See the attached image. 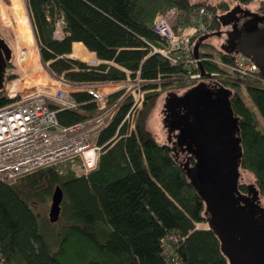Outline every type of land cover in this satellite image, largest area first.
I'll return each mask as SVG.
<instances>
[{
	"label": "trees",
	"instance_id": "trees-1",
	"mask_svg": "<svg viewBox=\"0 0 264 264\" xmlns=\"http://www.w3.org/2000/svg\"><path fill=\"white\" fill-rule=\"evenodd\" d=\"M233 1L242 10V6L254 0ZM27 2L42 63L54 77L71 82H119L126 78V71H140L142 79L156 83L182 79L187 74L183 65L173 67L151 49L162 46V40L152 29L154 19L159 12L170 9L188 14L206 7L214 12L209 33L193 40V49L199 47V56L203 55L204 47L215 51L206 55L222 59L242 55L240 48L233 51L225 44L215 46L207 41L222 34L223 21L232 12L227 1L217 5L193 0ZM261 3L260 13L264 14V1ZM62 18L65 38L59 41L54 32ZM74 43H82L76 45L94 53L102 64L92 67L68 58ZM208 70L216 68L209 64ZM257 77L249 81L246 92L239 85L207 87L216 93L232 94L230 104L243 152L240 171L252 175L251 185L256 186L264 211V88L258 86L264 80L261 69ZM14 78L7 75L5 86ZM156 83L146 88L156 90L159 86ZM172 85L185 87V83L177 80L176 84H163V92L149 93L136 129L129 135L126 127L118 133L129 105L122 108L101 135L99 144L105 145L117 133L118 136L105 147L99 169L87 178L60 175L54 169L41 170L27 178L28 186L33 189L39 184V177L48 175L64 192L59 219L62 231L55 248L40 232L39 215L20 194L26 180L13 186L0 182V255L4 264H165L160 241L173 231L187 237L179 250L184 264H229L219 235L212 230H196L197 224L214 219L213 212L207 211L209 196L197 176L201 150L194 118L196 90L174 92L167 89L174 88ZM8 94L6 91L0 108L10 102ZM74 97L79 102L90 100L85 93ZM160 100L165 143L159 142L149 127L150 116ZM51 107L58 106L51 104ZM92 109L90 105L78 111L60 112L57 118L62 126L73 125L86 117V110ZM245 181L238 185L239 196L247 199L246 205L256 213L255 219L261 221L257 204L247 197L250 184ZM241 205L246 206L243 202Z\"/></svg>",
	"mask_w": 264,
	"mask_h": 264
},
{
	"label": "built area",
	"instance_id": "built-area-1",
	"mask_svg": "<svg viewBox=\"0 0 264 264\" xmlns=\"http://www.w3.org/2000/svg\"><path fill=\"white\" fill-rule=\"evenodd\" d=\"M214 20V12L206 7L188 14L178 9L159 12L152 29L162 40V46H151L152 52L162 55L173 67L183 65L187 71L184 78L190 83L247 87L249 81L258 79L260 72L249 58L238 55L222 59L204 52L197 61L194 56L193 40L209 33ZM64 26L62 18L56 24V40L65 38ZM29 57L30 53L19 54L7 70V75L15 78L5 87L10 88V102L0 108V182L13 186L47 169H54L60 175L87 178L99 169L105 147L117 138L121 128L126 127L128 135L136 129L147 95L157 91L146 87L156 82L142 79L140 71H126V78L119 82L77 83L48 76L50 81L40 84L41 79L31 77L27 67ZM198 62L207 69V76L202 77ZM209 64L216 70L209 71ZM258 86L264 88V80ZM79 93H85L90 100L79 102L74 97ZM51 104L58 107L53 108ZM90 105L93 109L86 110V117L81 121L69 126L60 124L57 118L60 112L78 111ZM125 105L129 109L117 135L100 145L101 135ZM207 226L203 223L196 227ZM186 238L181 232L173 231L161 239L165 264H184L179 250Z\"/></svg>",
	"mask_w": 264,
	"mask_h": 264
},
{
	"label": "water",
	"instance_id": "water-1",
	"mask_svg": "<svg viewBox=\"0 0 264 264\" xmlns=\"http://www.w3.org/2000/svg\"><path fill=\"white\" fill-rule=\"evenodd\" d=\"M236 5L231 12L232 15L243 10L251 12L244 6L242 10L238 9ZM248 28L250 34L245 35L240 53L254 61L256 67L264 72V22H259L254 28L252 26ZM214 36L224 38L220 34ZM198 50L199 47L196 46L194 56L197 61ZM12 54L9 44L0 34V90L5 89ZM198 64L202 77L207 76L206 72H203L202 64L199 62ZM214 85L220 84L201 82L192 88L196 90L194 118L196 138L201 150L197 176L200 179V186L209 196L206 200L207 211L214 214V219L208 223L209 230L219 235L222 252L228 258L229 264H264V211L260 206L259 192L256 186L250 183L248 197L257 204V210L262 214L261 221L255 219L256 213L245 204V201L243 203L246 206L241 205L242 199L239 196L238 173L243 152L237 119L230 104L232 94L222 91L226 96L219 99L216 92L207 87ZM159 104L163 107L162 100ZM157 118L163 121L162 108ZM156 135H165L164 128L157 131ZM241 180H246L242 173ZM63 201L64 192L58 186L54 191L50 210V222L53 224L60 219ZM0 264H4L1 255Z\"/></svg>",
	"mask_w": 264,
	"mask_h": 264
},
{
	"label": "rangeland",
	"instance_id": "rangeland-1",
	"mask_svg": "<svg viewBox=\"0 0 264 264\" xmlns=\"http://www.w3.org/2000/svg\"><path fill=\"white\" fill-rule=\"evenodd\" d=\"M195 3H208L217 5L223 1H227L230 3L232 10L235 8L237 4L233 0H193ZM264 0H254L252 3L245 5L248 10L252 13L260 12L261 2ZM190 13V12H189ZM179 23V22H177ZM0 34L9 44L10 48L13 51L14 57H17L19 54H27L30 53L29 60L27 62V67L30 70L31 77L39 78L40 84H45L48 76L53 77L50 74L47 67L42 63L39 46L35 36V32L33 29L31 16L29 12L28 2L27 0H0ZM207 41L209 43L219 46L225 43V38H221L219 36H213L209 38ZM203 52L209 54H215V51L211 48L204 47L202 49ZM13 57V56H12ZM71 58L75 60H79L81 62L87 63L89 66L96 67L102 64L94 55L90 54L83 46L76 45L74 47V53ZM10 69V68H8ZM8 74V73H7ZM48 74V75H47ZM23 76V75H22ZM178 80L185 83L184 88H177L175 85L169 86L167 89H171L174 92L182 91L185 92L189 89L195 88L199 85V83H190L186 78H177L176 80H162L158 84V89L155 92H163V84H176ZM245 84L248 82H244ZM179 86V85H177ZM6 87V86H5ZM242 92H246V86L240 87ZM10 88L4 89L2 93H0V106L4 99H6V91L9 93ZM241 92V93H242ZM244 94V93H242ZM161 100L157 103L155 109L153 110L150 119H149V127L155 136V138L159 142L165 143L166 135H156V132L159 131L163 127V121L157 118L162 105L159 104ZM246 102L249 106H252V103L249 99H246ZM139 116V115H138ZM138 118V117H137ZM241 173L245 176L247 183L253 182V177L247 172L241 171ZM24 185L20 188V194L22 198L30 205L31 209L39 215V228L41 234L46 239L47 243L55 248L57 240L60 239V234L62 231V222L58 221L57 223L50 222V210L53 204V194L56 190L57 184L53 183L50 180V177L46 175L43 178H38L39 184L37 187L30 189L28 186V181L25 179ZM243 182V181H242ZM64 221V220H63ZM207 228L209 227H200Z\"/></svg>",
	"mask_w": 264,
	"mask_h": 264
},
{
	"label": "flooded vegetation",
	"instance_id": "flooded-vegetation-1",
	"mask_svg": "<svg viewBox=\"0 0 264 264\" xmlns=\"http://www.w3.org/2000/svg\"><path fill=\"white\" fill-rule=\"evenodd\" d=\"M239 14H230L229 17H227L222 24V37L225 38L226 43L225 47L229 50H237V48H240L243 46V40L245 35L250 31L249 26L255 27L256 24H258V21L264 22V14L258 12L257 14H253L251 12H248L247 10H243L238 12ZM250 34V33H248ZM216 96L219 99H222L226 94L219 92L216 93ZM241 171L238 173V185L241 184ZM249 194L247 195V197ZM241 198V197H240ZM242 201H245L247 203L246 198H241ZM245 203V204H246ZM208 225V223H206Z\"/></svg>",
	"mask_w": 264,
	"mask_h": 264
},
{
	"label": "crops",
	"instance_id": "crops-1",
	"mask_svg": "<svg viewBox=\"0 0 264 264\" xmlns=\"http://www.w3.org/2000/svg\"><path fill=\"white\" fill-rule=\"evenodd\" d=\"M76 44H82V43H74V44H73V47H72V54L74 53V46H75ZM86 49H87V48H86ZM87 51H88V49H87ZM72 54H71L70 56H68V58H71ZM91 54L94 55V56L96 57V55H95L94 53H91ZM96 58H97V57H96ZM71 59H73V58H71Z\"/></svg>",
	"mask_w": 264,
	"mask_h": 264
}]
</instances>
